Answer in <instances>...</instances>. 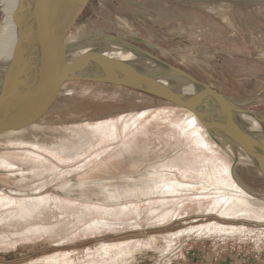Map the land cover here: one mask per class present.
<instances>
[{
	"label": "rangeland",
	"instance_id": "obj_1",
	"mask_svg": "<svg viewBox=\"0 0 264 264\" xmlns=\"http://www.w3.org/2000/svg\"><path fill=\"white\" fill-rule=\"evenodd\" d=\"M3 20L0 5V27ZM94 35L143 39L146 44L128 43L264 120V0H90L66 44ZM88 47L108 55L120 50L110 43L104 48L100 44ZM133 123L138 125L136 132ZM100 124L115 131L118 141L91 133L90 128ZM198 125L187 111L137 91L88 83L64 85L40 123L0 137V154L19 165L32 159L26 153L36 151L54 173L47 178L51 190L62 193L72 182L65 176L67 171L85 164L88 171L77 176L65 196L39 193L52 201L27 219H3L16 208L3 210L0 205V264H214L225 255L242 264H264V219L239 205L211 211L213 199L206 200L202 193L210 186L220 188L224 172L225 185L264 199L260 197L264 193L261 176L250 167H232L231 158L211 144ZM102 152L106 153L97 160ZM173 161L179 167L167 168ZM225 166L234 177L231 181ZM150 172H170L163 180L166 183L204 185L186 194L174 189L164 200L153 197L139 203L126 199L116 205L101 204L117 192L111 187L157 180L138 176ZM36 182L18 183L22 185L18 189L29 191ZM10 187L9 175L0 174V192ZM197 192L200 203L192 205L189 201ZM176 199L187 200L180 215L157 220ZM126 206L138 211L134 216L124 210L108 211ZM35 227L41 229L27 231Z\"/></svg>",
	"mask_w": 264,
	"mask_h": 264
},
{
	"label": "water",
	"instance_id": "obj_2",
	"mask_svg": "<svg viewBox=\"0 0 264 264\" xmlns=\"http://www.w3.org/2000/svg\"><path fill=\"white\" fill-rule=\"evenodd\" d=\"M89 2L61 0L53 7L48 22L50 0H18L12 16L13 41L0 65V137L40 123L51 110L58 91L68 83L129 89L187 111L235 165L259 172L264 192V139H252L237 117H250L262 130L264 120L128 43L146 44L143 39L127 36L125 41L94 35L66 44ZM105 42L119 46L120 50L108 55L88 47ZM126 55L150 61L155 66L141 67L126 61ZM260 197L264 198V193Z\"/></svg>",
	"mask_w": 264,
	"mask_h": 264
},
{
	"label": "bare ground",
	"instance_id": "obj_3",
	"mask_svg": "<svg viewBox=\"0 0 264 264\" xmlns=\"http://www.w3.org/2000/svg\"><path fill=\"white\" fill-rule=\"evenodd\" d=\"M61 0H50V3H49V11L46 12L47 13V21L49 22L51 17H52V9L53 7H55V5H58L60 3ZM0 5L3 6V13H4V20H3V23L0 27V65L2 64V61L3 59L6 57L7 55V52L10 48V45L13 41V37H14V23H13V19H12V16L15 15V12H16V7L18 5V0H0ZM36 13V11H35ZM32 16L34 17V15L32 14ZM106 46V42L105 43H100V47L101 48H104ZM124 59L126 61H132L134 63H136L137 65L141 66V67H144V68H149V67H152V66H155V64L153 65L150 61H144L142 60L141 58L139 57H132L131 55H126L124 57ZM152 65V66H150ZM145 115V114H144ZM143 116V114H142ZM140 116L136 117L135 119L133 120H136V119H139ZM237 120L239 121L240 124H242L243 126V130L247 131L248 133H250L252 139H256V141L258 140H263L264 139V130L261 129L260 126H258L255 121L253 119H251L250 117L248 116H239L237 117ZM134 122H137V121H134ZM197 123V122H196ZM133 129H134V132L137 131V128H138V125L137 123H133ZM198 125V123H197ZM199 126V125H198ZM116 127V125H115ZM91 130V133L93 134H99L103 137L104 140H107V139H112V140H117L118 141V137L116 136V132L113 131V130H110L108 126L106 125H96L95 127L93 128H90ZM115 130V128H114ZM84 132V131H83ZM126 132V129L125 131H123V134ZM205 132V131H204ZM85 133V132H84ZM83 133V134H84ZM87 133V131H86ZM132 133V131H131ZM122 134V135H123ZM85 135V134H84ZM83 135V136H84ZM88 135V134H87ZM134 135V134H133ZM186 135V134H185ZM95 136V137H96ZM87 137V136H86ZM99 137V136H98ZM97 137V138H98ZM206 137V136H205ZM84 138V137H83ZM91 138V137H90ZM96 138V139H97ZM125 138V137H123ZM95 139V140H96ZM88 140V138H87ZM95 140H93L95 142ZM210 141L211 144H215L211 139H208ZM97 141V140H96ZM124 143V142H123ZM86 145V144H85ZM90 145V144H89ZM92 145V144H91ZM216 145V144H215ZM217 146V145H216ZM215 146V147H216ZM219 149H221L219 146H217ZM216 147V148H217ZM113 148V147H112ZM217 148V149H218ZM83 149V148H82ZM81 149V150H82ZM88 150V149H87ZM123 150H125L123 147H122V152ZM144 150V149H143ZM222 150V149H221ZM34 151V150H33ZM73 151V150H71ZM84 151V150H83ZM82 151V152H83ZM116 151V150H115ZM120 151V150H118ZM120 151V152H121ZM223 151V150H222ZM70 152V151H69ZM81 152V151H80ZM126 152V151H125ZM224 152V151H223ZM84 153V152H83ZM106 153V152H105ZM104 152L100 153V155L97 157V160H99V158L105 154ZM119 154V152H117ZM128 153V152H127ZM143 153V152H142ZM69 154V153H67ZM66 154V155H67ZM73 154V153H72ZM75 154V153H74ZM116 154V153H115ZM131 154V152H130ZM139 155V154H138ZM185 155V154H184ZM72 156V155H71ZM26 158L30 159L29 160H22L23 162L20 163L19 165H15L10 159L7 158V156H1L0 154V174L1 175H5V174H8L9 175V178H10V182H11V185L12 187H10L9 189H5V190H2V192H0L1 194H3L2 196L0 195V206L2 209L3 208H7V207H14L16 208L14 212H11L9 214H6V216L3 217V219H9L8 221H10V219H27L29 217H31L32 213H35V210L37 211L38 209H42L43 207H46L47 205L49 206L50 203H51V198H44V197H41L39 193L41 192H49L52 191V192H55L57 195H60L61 197L62 196H65L67 195V193L70 192L69 188H71L72 186H74V182L77 178V176L81 173H84L86 171H88V168L89 166H86L85 165H82V167H78V168H75L73 169L72 171H67L65 173V176L67 178H72L70 182V184L68 185L69 187L68 190L65 192V193H62L60 191H57V190H51V186L48 185V179L49 177L53 176L54 173H50L52 169H50L49 167H47L46 163H48V160L39 155L38 153L35 152H29V153H26L25 155ZM70 157V156H69ZM182 157V156H181ZM72 158V157H71ZM69 158V159H71ZM213 159V158H212ZM14 160V159H13ZM15 161V160H14ZM215 161V160H214ZM232 161V159H231ZM19 162V161H18ZM25 162L29 163V164H24ZM99 162V161H98ZM136 162V161H135ZM207 162V161H206ZM130 163V162H129ZM218 163V162H216ZM215 163V166L217 167V165L219 164H216ZM17 164V163H16ZM96 164V163H95ZM36 165V166H39L37 167L36 170H33V166ZM132 165V163H131ZM167 168L171 169V168H178L179 167V163L177 161H173L172 163H169L168 165H166ZM207 166H208V163H207ZM235 164L233 163L232 161V167H234ZM183 167V166H182ZM181 167V168H182ZM209 167V166H208ZM206 167V168H208ZM215 167V168H216ZM219 167H217V170H218ZM222 168V166H221ZM226 168V166H225ZM160 169H163V168H160ZM184 169V168H182ZM211 169V168H210ZM223 169V168H222ZM194 170V169H193ZM207 170V169H206ZM216 170V169H215ZM214 170V171H215ZM4 171H7V172H4ZM205 171V170H204ZM220 171V170H219ZM225 171H227V176L230 174V170L228 168L225 169ZM201 172V170H200ZM203 172V171H202ZM221 172V171H220ZM218 172V174L220 173ZM47 173H50L49 175H47ZM146 173V172H145ZM143 173L144 175L140 174L138 176H148L149 178H158L157 180H153L151 184H148V185H141L139 184V186H136L134 185L133 187L131 186H125V187H122V186H114V187H111L112 190H115L117 192H111L110 195H107L103 200L102 202L104 203H101V204H108V205H116V204H119L123 201H130V202H133V203H139V202H142V201H146L150 198H153V197H161L163 198V200L165 198H168V197H171V193H173V190L176 189V193H188V192H193V189L196 188V187H200L202 188L204 183H189V184H184L185 181L183 183H166V182H163L164 178H166L167 174H170V172H165L164 174H160V173H157V172H150L148 174H145ZM177 173V172H175ZM180 173V172H179ZM176 174V175H180V174ZM223 173V177H225V173ZM184 174V173H182ZM187 174V173H186ZM197 174H200V173H197ZM207 174H208V171H207ZM206 174V175H207ZM214 174V172H213ZM47 175V176H45ZM172 175V173H171ZM170 175V177H171ZM189 175V174H188ZM196 176V174H194ZM220 175V174H219ZM185 176V175H184ZM183 176V177H184ZM199 176V175H198ZM205 176V175H204ZM212 176V175H211ZM173 177V175H172ZM175 177V176H174ZM189 177V176H188ZM194 177V176H193ZM200 177V176H199ZM198 177V178H199ZM203 177V176H202ZM214 177V175H213ZM220 177V176H219ZM223 177H220L218 178L219 180V184L221 185V187H208L206 189L203 190V197H205V199L207 200L208 197H210V199H213V201L211 202L210 206H209V209L211 211H214L217 210L218 208H220L221 206L223 207L222 209L223 210H227L228 208H233L234 206L236 205H239L241 207H246V208H249L251 209V211L253 210L255 212V218L258 217L259 219H264V199H260V198H255L249 194L246 193V191L242 190V189H238V190H235L231 187H233L231 185V187H228V184H226V181L227 178L225 180H223ZM232 177L234 178L231 174L229 175V178ZM136 178V177H135ZM138 178V177H137ZM147 178V177H146ZM176 178V177H175ZM182 178V177H181ZM191 178V177H190ZM207 178V177H206ZM36 179V184L34 186H32L33 188H31L29 191H21V189H18L19 186H22V185H19V184H22L26 181H30V180H35ZM169 181L171 180L170 178H168ZM185 179V178H183ZM187 179V177H186ZM141 179H139L140 181ZM194 180V178H193ZM200 180H202L200 178ZM229 181H231V178L228 179ZM235 180V179H234ZM142 181V180H141ZM148 181V180H147ZM179 181V180H177ZM192 181V180H191ZM203 181V180H202ZM206 181V179H205ZM216 181V179H215ZM236 181V180H235ZM132 182V181H131ZM133 182H136L133 180ZM145 182V181H144ZM19 183V184H18ZM68 183V182H67ZM129 183V181H128ZM146 183V182H145ZM149 183V181H148ZM187 183V182H186ZM210 183V182H209ZM218 184V183H217ZM45 185H48L49 187L48 188H44ZM230 186V184H229ZM63 187V186H62ZM102 188V187H101ZM100 188V189H101ZM106 188V187H104ZM236 188V186H235ZM99 189V190H100ZM103 189V188H102ZM109 191H112L110 188H107ZM65 190V189H63ZM89 190V188H88ZM98 190V191H99ZM200 190V189H199ZM62 191V189H61ZM95 191V190H94ZM97 191V190H96ZM103 191V190H102ZM119 191V193H118ZM121 191V192H120ZM45 192V193H46ZM100 192V191H99ZM123 192V193H122ZM49 193H46V195H49ZM200 193V192H199ZM198 192L196 193L195 197L192 198L189 202L193 204H198L200 203V194ZM95 194V193H94ZM190 194V193H189ZM70 195V194H69ZM68 195V196H69ZM74 195H71V197H73ZM85 196V195H84ZM83 196V197H84ZM173 196V195H172ZM189 198V197H188ZM130 199V200H129ZM209 199V200H210ZM88 200V199H87ZM95 200V199H94ZM178 200V199H176ZM85 201V200H84ZM91 201V200H90ZM100 201V200H99ZM187 200L183 199V200H178V201H173L171 202V206L168 210V212L166 213H163L161 214L157 220H166L168 218H173V217H176L178 215H180L178 212L183 208V204H185ZM86 202V201H85ZM97 202V201H96ZM93 203V202H92ZM124 203V202H123ZM205 203H208L207 201ZM169 204V203H168ZM136 205V204H135ZM131 206V205H130ZM133 206V205H132ZM169 206V205H167ZM195 206V205H194ZM207 206V205H206ZM154 207V206H153ZM240 207V208H241ZM160 208V207H159ZM166 208V207H165ZM193 208V207H192ZM236 208V207H235ZM239 208V209H240ZM162 209V208H161ZM167 209V208H166ZM201 209H204V208H201ZM248 209V211H250ZM4 210V209H3ZM54 210V209H53ZM126 211L128 212L129 215H132L134 216L138 211V208H131L129 206H126V207H119L117 209H112V210H108L109 212L111 213H115V212H118V211ZM192 210V209H191ZM208 210V212L210 211ZM238 210V209H237ZM13 211V210H12ZM231 211V210H230ZM202 212V211H201ZM199 212V213H201ZM228 212V211H227ZM226 212V213H227ZM198 213V212H197ZM230 213V212H229ZM228 213V214H229ZM235 213V212H234ZM250 213V212H249ZM204 214V213H203ZM240 213L238 212V215ZM244 214V213H242ZM248 214V213H247ZM253 214V213H252ZM250 213V215H252ZM223 215V214H222ZM227 215V214H226ZM231 215V213H230ZM237 215V214H236ZM235 215V217H236ZM140 216V215H139ZM233 216V215H232ZM240 216H242L240 214ZM244 216V215H243ZM34 217V216H33ZM228 217V216H227ZM252 217V216H251ZM253 218V217H252ZM35 220V219H34ZM138 220V219H137ZM7 221V220H6ZM136 221V220H135ZM131 225L133 226H136V224L131 223ZM41 228L39 227H35V228H32L30 230H27L28 232H36V231H39ZM188 232V231H187ZM181 235V234H180ZM187 235V234H186ZM175 238V236H173ZM178 238V237H177ZM176 238V239H177ZM174 241V240H173ZM170 245V244H169ZM169 247V246H168ZM120 258V257H119ZM119 258H116V260L119 261Z\"/></svg>",
	"mask_w": 264,
	"mask_h": 264
},
{
	"label": "crops",
	"instance_id": "obj_4",
	"mask_svg": "<svg viewBox=\"0 0 264 264\" xmlns=\"http://www.w3.org/2000/svg\"><path fill=\"white\" fill-rule=\"evenodd\" d=\"M214 264H242L238 262V258L234 259L232 256H219L214 260Z\"/></svg>",
	"mask_w": 264,
	"mask_h": 264
},
{
	"label": "flooded vegetation",
	"instance_id": "obj_5",
	"mask_svg": "<svg viewBox=\"0 0 264 264\" xmlns=\"http://www.w3.org/2000/svg\"><path fill=\"white\" fill-rule=\"evenodd\" d=\"M197 1H200V0H197Z\"/></svg>",
	"mask_w": 264,
	"mask_h": 264
}]
</instances>
